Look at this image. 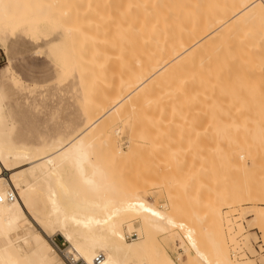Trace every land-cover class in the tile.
Here are the masks:
<instances>
[{"label":"bare ground","instance_id":"6f19581e","mask_svg":"<svg viewBox=\"0 0 264 264\" xmlns=\"http://www.w3.org/2000/svg\"><path fill=\"white\" fill-rule=\"evenodd\" d=\"M54 32L56 39L52 38ZM17 34L46 41L60 67L61 80L80 81L83 122L69 134L70 126L68 136H55L45 145L15 139L17 125L9 104L8 78L0 80V264H69V259L96 264L99 254L104 255L101 264H259L253 258L258 252L255 233L241 240L240 236L249 230L243 219L251 217L249 227L257 228L264 241V107L232 104V99L223 104L219 98L208 97L211 86L223 84L225 75L264 74V0H0V40L6 42ZM108 61L117 65L115 72L109 70ZM11 73L14 86L35 91ZM117 75L119 79L113 83ZM108 76L114 79L106 81ZM106 84L100 97L99 89ZM191 86L197 95L187 99ZM182 106L187 115L190 108L199 106L198 113L191 109V119L186 120L190 116L183 113L186 119L182 120L177 113ZM147 113L156 119L151 120ZM138 115L145 116H141L148 123L145 130L151 125L155 129L150 135L151 128L145 133L157 137L152 138L156 146L149 141L148 156L157 158L166 149L170 151L168 160L177 158L172 161L177 167L189 153L177 148L193 142L191 137L184 138L194 130L196 143L183 147L200 146L197 150L204 157L197 160L200 171L213 174L210 171L217 167L221 177L226 166H237L246 169L247 176L236 183L218 181L221 190L204 202L202 211L189 215L180 201L169 210L137 187L147 180L148 169L155 172L152 169L157 163L148 160L150 168L143 167L147 172L135 170V179H131L138 182L137 188H125L127 183L119 176L122 172L117 171L127 161L124 158L116 164V159L127 154L116 144L122 132L119 124L125 122L124 133L134 127L129 137L136 135L138 140L145 134L142 122L136 120ZM166 115L173 120L168 122ZM176 115L183 124L180 127L173 124ZM193 122L200 123L198 131ZM172 133L178 136L174 138ZM143 137L141 140H149ZM166 140L176 143V150ZM133 143H128L132 154L141 150ZM176 151L183 156L175 157ZM222 154L229 155L230 161L220 159ZM209 174L207 178L213 180L214 175ZM122 182L126 183L123 187ZM10 192L15 193L13 200ZM56 235L68 243L65 250L51 240ZM229 243L240 250L247 247L251 255L239 258L235 251L232 255ZM171 248L177 251L176 259ZM261 260L264 264V255Z\"/></svg>","mask_w":264,"mask_h":264},{"label":"rangeland","instance_id":"374dc122","mask_svg":"<svg viewBox=\"0 0 264 264\" xmlns=\"http://www.w3.org/2000/svg\"><path fill=\"white\" fill-rule=\"evenodd\" d=\"M54 33L55 34L52 36V38L56 39L58 37V35L56 34V32H54ZM9 38L6 42L0 40V42H1L0 43V49H2V51H3V55H0V65H3V67L0 68V80L4 76H7V78H8V81H7L8 83L6 82V85L8 84V86H7L8 87V93L11 96L10 97L11 99L9 100V104H10L11 109H12L13 121L15 122V125H17L16 129H15L14 138L17 140H25L26 142L33 143V144L34 143L36 144L38 142L36 145H45V144H48L49 141L55 136H58V135H62L64 137L68 136L67 129L68 130L71 129L68 132L70 134L71 132H73L75 130V128H78V126H80L83 122L82 121L83 118H82L81 113H80L81 102H79V98H83L84 94L82 93V85L80 84V81H77V79H75V78H72L69 81H62L61 80V78H60V67H59V65H58V63L54 57V54L49 50V46L46 43V41H44V40L43 41H34V40H32V39H30V38H28L22 34H17L15 36H11ZM10 52L13 53V55H9ZM23 52H29V53L38 52V53H41V55L39 57H34L32 55H29L26 57L22 54ZM114 61H117V60H114ZM114 61H113L114 65H113V63L110 64L111 61H108V64H110L109 68L111 67L109 70H113L112 72H115V69L117 70V68H116L117 65L115 66ZM116 64H119V63H116ZM111 65H113L114 68H112ZM38 68L42 69L43 71L42 72L37 71ZM194 70H196V68ZM11 71H13V73H15V75L22 80V82L24 83L23 85L35 87V91L29 92V90H26L23 87L19 88V87L14 86L10 80L12 77ZM191 71H193V69ZM112 72H110L109 75L115 76L114 74H117V73L113 74ZM196 72H197V70H196ZM194 74H196V73H194ZM124 75H126V73L125 74L122 73V76H124ZM245 75H247V73ZM245 75L244 74L243 75L242 74H235L234 76L225 75L223 77V82H224L223 84H220L219 86H216L214 84L213 86H211V89L209 90V97L210 98L207 96L208 99L210 100V99H214V98H219L218 100L221 99L220 101H224V102H221L223 104H228L229 103L228 101H230V99H232V101H230V103H232V104L238 103V105L241 104V106L243 104H248V105H252V107L253 106L261 107V108L264 107V74H262V73L256 74V72H255L254 74L251 73L250 75H247V76H245ZM113 76H112V79H114ZM107 78L111 79V77L108 76V77H106V81L108 80ZM115 78L117 80L116 81L114 80L113 83H116L118 81L119 76H118V78L117 77H115ZM112 79H111V81H112ZM88 80H89V78H88ZM53 81H55L54 85L52 83ZM63 83H64V85H61ZM103 86L105 89L101 88V86L99 87L101 89H99L97 87L95 89H99V91L103 90L102 92L104 93V91L106 90L108 85L106 84V86L105 85H103ZM10 87H11V90H10ZM193 87L195 89L196 86L193 85ZM193 87L192 86L189 87L191 89L188 88L189 89L188 91H190V93L187 94V95H189V96H187V99H189V97H190V99H192L191 97L195 95L194 93H197V90L193 91L194 90V89H192ZM36 88H38V89H36ZM80 89H81V91H80ZM95 89H93L94 92H95ZM229 90L234 91V93L232 91H231L232 93H229L230 92ZM14 91H16V92H14ZM96 91L98 92V90H96ZM23 92H24V94H23ZM97 92L95 95H97ZM102 92L101 91L98 92V94H100L99 95L100 97L103 96ZM24 95H25V97L28 96V99H26L24 97ZM89 96L91 97L90 94H89ZM92 96L96 97L97 99L99 98L98 96H94L93 94H92ZM12 97H14L13 100H12ZM177 102H178V104H180L179 102H182V101H177ZM187 102L191 103L189 100H187ZM194 102H197V100L196 101L194 100ZM184 103H185V101L183 102V104ZM193 103H191V104H193ZM66 104H68V106ZM175 104H176V102H175ZM178 104H176L177 106L175 105L176 107L174 106L175 109L178 107ZM41 105H42V107H40ZM58 105L60 107H58ZM181 105L182 104H180V106ZM235 105L237 106V104H235ZM185 106H182V108L184 107V109H181V110H179V108H181V107H179L178 111H177V113L179 112L180 115L182 114L181 115L182 117H180V118H182V120L184 119L183 113L185 111H187V110H185ZM196 106H195V110L197 109L196 110L197 112L194 110V108H190L189 109V115L184 113L186 115V116L184 115V117L190 116V118H187V119L185 118L186 120H189L192 117L191 112H190L191 109L194 110L196 113H198V107L199 106L197 108H196ZM169 107H171V106L169 105ZM169 107H168V109H170ZM186 107H189V106H186ZM191 107H192V105H191ZM173 111H174V109H173ZM170 112L168 111V114ZM151 113H152V111H151ZM151 113H150V115H152ZM69 114H71V115H69ZM145 114H143V115H145ZM148 114L149 113H147V115ZM173 114L175 115L176 113L175 112L172 113V118L174 116ZM192 114H193V117L194 116L196 117V114L195 115H194V113H192ZM141 116L142 115H140V117H139V115H138L139 118H137L136 120L138 121V119H139V122H142L141 124L144 127L141 126L142 127L141 129H144L143 130L144 133L146 130L148 132L149 128H151V130H152L153 127H151V126H153V125H151V126L149 125L150 127H146L148 129L145 130V126H148V123H145V121H143V118L145 119V116H142L143 117L142 120H141ZM14 117H15V120H14ZM168 117H171V116L169 115V116H167V118ZM176 117H177V115L174 118L176 123L173 121L174 122L173 124L175 125V127H176V124H178L179 120H180L179 118H178L179 120L176 119ZM72 118H73V120H72ZM152 118H154V117H152ZM152 118H151V120H153ZM155 119H156V116H155L154 120ZM68 120L69 121L71 120L73 123L69 122ZM151 120L149 122H151ZM171 120H173V119L170 118L168 122H171ZM147 121H148V119H147ZM180 122H181V120H180ZM71 123H72V125H71ZM78 123H79V125H78ZM124 123L125 122H122L119 124L122 132L118 135V137H117L118 143H116V144L118 147H120V148L122 147L123 149H125L127 154H125L126 157L124 156V157H122L123 159L120 158V160H118V161L116 159L117 157L116 158L114 157V160L116 159V162H117V163L116 162H114V163L119 164L121 162V160L125 161V159H126L127 163L121 162L118 165L119 169L117 167L116 170L117 169L119 170V171H117L118 174H119V172L120 173L122 172L121 174H119V176L120 175L122 176V181H124L123 178L125 179V182L127 183V184L124 183V184H126L125 188L131 189V187H133V189H135V187H136L135 184L138 183L136 180H134L135 178H134L133 173L136 172L135 170L138 171L137 173H139V171L141 169H142V171L145 170L147 172V170H146L147 166L149 164H152L151 162H153L155 164L157 163L159 166L158 168H156L157 164H156V167L152 166L153 164L151 165V168L155 167L152 170H154L156 173L155 172L153 173V171H151V170L149 171V169H148V172H150V173L147 174V177H146L147 180L144 182L140 181L137 184V187H140V189H142V190L144 189L143 191H144V193L146 192L145 194L147 195V197L153 202H154V200H155V202L157 201L158 206H164L165 205V208L170 210V209L174 208V207L171 208V206H176L177 205L176 202L179 203V201H180L181 207H182L181 209L185 210L184 213L186 212L187 215H189V212L193 211L191 213L194 214L195 210L196 211L197 210L202 211L203 207L205 208L204 202H206L207 200H211L213 198L214 194H216V192H218V190H221L222 186H221V183L218 181H224L225 183L230 182V181L235 182V183L241 182L245 179V176H247V174H248V171L242 167H237V166L227 167L226 163L224 161L223 162L221 161V162L223 164H225L226 168H228L229 170L225 168L223 175H221V177H219V175H218L219 170L217 172L216 165H215L216 168H214L213 171L212 170L210 171L209 167L211 168L212 164L209 165V163H208L209 167H207V168L209 169L210 172H213V174L210 173L211 176L214 175L213 180L210 179L212 177L207 178V176H208L207 174H209L207 169H206L207 172L205 170H204V172L202 170L201 171L199 170L200 166H198V165H199V163H201L200 159L203 157L201 154L199 155L200 151L198 152V150H197L200 146L197 149H192L194 147L196 148L197 145L193 146V147L191 146V149H190V146L183 147V145L185 146L184 143H189L190 145L192 143L193 144L196 143V141H194L196 138L193 139L192 137H194V136L197 137V134H196L197 132L195 133L194 130H192L193 129L192 127L195 126L194 128H196V126H197L196 129L198 131V127L200 126L199 122H197V123H199L197 125L194 124V122H193L194 126H193V124L191 125V130H192L191 135L192 136H188V137L184 138L187 141L191 137V141H193V142H190V140H189V142H184L183 145H181L182 144L181 143L180 144L181 147L177 148V149L180 148L181 150L183 149L184 152L182 150V153H187L186 151H189V153L191 152L190 153L191 155H189V153L184 154V157H186V158L183 157V159H182V161L185 159L183 161L184 163H182V161H181V157L183 156L181 152L179 153V151H176L178 154L177 156H175L176 153L175 154H174V152L171 153V155L173 154V156H175V157H178L179 154L182 155V156L180 155L181 157L178 158V160L180 159L179 161H181V163L179 162L180 165H178L177 167H173V163H172V161L176 162L175 159H177V158H173L171 156V157H169V160H168L167 154L169 153V155H170V151H167L166 149H165L166 151L165 150L162 151V153L164 152L163 155L161 154L159 156H156L157 158H154L155 156L151 157L152 156L151 152H150V154H151L150 156L147 155V154H149V151H147L146 148H148L149 146L151 147L150 143H152V142L156 146L157 142L155 143L154 141H156L155 139L157 137H155V136L153 137L151 135L152 138H155L154 141H152V138L146 134L147 132L145 134H142L143 132L141 133L142 130H140L139 133L142 134V136L139 138V136H140L139 135L137 137L138 140H136V135H134L135 139L133 138L134 136H132V138H130L129 137V136H131L130 132L134 129V127L132 130H130L131 128L127 129L128 131L126 130V132L124 133V128H123V127H125ZM180 124L181 123H179L177 127H180L179 126ZM174 125L171 124L173 130L175 128V127H173ZM181 125H183V124H181ZM70 126H71V128H70ZM72 126H74V127H72ZM154 127H155V125H154ZM175 129H177V128H175ZM151 130H150V132H148L149 135L152 134L151 132H153L155 129L153 128V130L152 131ZM169 132H170V130H169ZM193 132H194V135H193ZM126 134H127V136H126ZM143 135H146L147 138H149V140L143 141L144 140L143 138H145V137H143ZM171 135L174 138H176L178 136V133H177V136H176V134H173V133ZM141 138L143 140H141ZM150 138H151V140H150ZM174 138L172 140H174ZM178 138L180 139V137H178ZM178 138L176 140V143L178 141ZM162 139L164 140V138H162ZM197 139H198V137H197ZM167 140H166V144L168 143ZM131 141L134 142L133 144H135V145L137 143L138 148L139 149L141 148V150L137 149V153H135L136 152L135 151L136 148H135V150L132 151V152H134V151L135 152L132 154L129 151V146H128V143L131 144ZM149 141H150V143H149ZM159 141L161 142V140H159ZM198 141L199 140H197V142ZM160 142H159V144H160ZM176 143L174 144V142L172 141V143L170 142L168 144H172L169 147H172L174 145L172 147L174 149L176 146ZM153 144H152V148L155 147V146H153ZM163 144L165 145V142ZM198 144H199V142H198ZM139 146H141V147H139ZM150 147L148 149H151ZM172 148L169 150L174 151ZM144 149H145V153H143ZM175 150H176V148H175ZM195 150H197L198 154H197V152H195ZM138 151H139V153H138ZM165 152H166V155H164ZM128 155H129V157H128ZM153 155H154V153H153ZM156 155H158V154H156ZM119 156L121 157V155H119ZM199 156H202V157L198 158ZM219 157H220V159L222 157V160H225V161H227V159L230 158V156L227 154H222ZM209 158H210V156H209ZM209 158H208V161L211 162V160ZM212 159H213V157H212ZM214 159L216 160V158H214ZM136 160L138 161V163ZM144 160L147 162H143ZM148 160L150 161V163ZM157 160L160 161L159 163H160V165H162L161 166L162 168L160 167ZM161 160L164 161V163H166L168 161L166 163V166L164 163H162ZM197 160H200V161H197ZM133 161L136 162L135 165H134ZM228 161H230V159ZM144 163H145V165H144ZM168 163H170L171 165ZM204 163H205V161L203 162V164ZM126 164H128V165H126ZM177 164L178 163H175L174 166H176ZM203 164H201V165H203ZM216 164L218 166L222 167L221 166L222 164L220 163V161L219 162L216 161ZM115 166H117V165H115ZM143 167H145L146 169L145 168L143 169ZM148 168H150V166H148ZM124 169H125V171H124ZM128 169H129V171H128ZM156 169H157V171H156ZM164 169H165V171H164ZM202 169H205V167L203 168V166H202ZM215 169H216V172H214ZM218 169H220V168L218 167ZM158 173H160V174H158ZM215 173H217V174H215ZM131 174H133V176ZM220 174H222L221 171H220ZM160 176H161V178H160ZM126 177H128V178H126ZM131 178H134V179H131ZM219 178H222V179H219ZM131 180H134V181L132 182ZM159 180H161L162 182L161 181L159 182ZM214 181H217L218 183L215 185ZM119 182H121V181H119ZM158 182H159V184H158ZM212 182H213V184H212ZM122 184H123V182H122ZM124 184L122 185V187L124 186ZM159 195H160V197H159ZM168 197H170V198H168ZM169 199H172V200L169 201ZM172 201H174V203H173L174 205L171 203ZM250 218L247 217V218L243 219L244 224L247 226V229H249V230L246 234H244L243 236H240V240L242 238H244V236L249 234V233L250 234L255 233L257 239L254 240L253 243H254V248L257 249L258 252H256V254H255V250H254L255 256L253 255V258L259 264H263L261 259L264 255V249H258V247H260V245H263L261 247L264 248L263 234L257 228H250L249 227V219ZM51 238H52L51 240L54 243L58 244V246L62 250H65L68 247V243L66 242V240L62 236L56 235V236L51 237ZM229 245H230V251H231L232 255H233L234 251H235L234 254L236 256H238L239 258H240V256L242 257V255L243 256L244 255L245 256L251 255V252L249 251V249L247 247L246 248L243 247L244 249L242 248L240 250V249H236L234 247V245L231 246L230 243H229ZM175 250H176L175 248L174 249L171 248V249H169V252L173 256V258L176 259L177 251H175ZM236 252L238 255L236 254ZM63 259L65 260L64 257H63Z\"/></svg>","mask_w":264,"mask_h":264},{"label":"built area","instance_id":"2783aa9c","mask_svg":"<svg viewBox=\"0 0 264 264\" xmlns=\"http://www.w3.org/2000/svg\"><path fill=\"white\" fill-rule=\"evenodd\" d=\"M15 193L14 192H10L9 193V199L13 200L15 198ZM134 235L136 237V233L134 232ZM263 245H260V247H258V249H264L263 247H261ZM240 254V253H239ZM104 259V255L103 254H99L96 259H95V263L96 264H101L102 261ZM69 264H84L81 260H77V259H69L67 260Z\"/></svg>","mask_w":264,"mask_h":264},{"label":"snow or ice","instance_id":"6c2138e0","mask_svg":"<svg viewBox=\"0 0 264 264\" xmlns=\"http://www.w3.org/2000/svg\"><path fill=\"white\" fill-rule=\"evenodd\" d=\"M24 56H29V55H32V56H34V57H39L40 55H41V53H38V52H32V53H29V52H23L22 53ZM0 55H3V51H2V49H0ZM9 55H13V53H9ZM3 67V65H0V68H2ZM37 71H40V72H42L43 70L42 69H37ZM53 83V85L55 84V81H53L52 82ZM154 215H156L157 213H153Z\"/></svg>","mask_w":264,"mask_h":264}]
</instances>
